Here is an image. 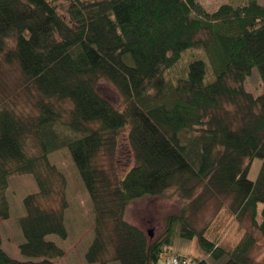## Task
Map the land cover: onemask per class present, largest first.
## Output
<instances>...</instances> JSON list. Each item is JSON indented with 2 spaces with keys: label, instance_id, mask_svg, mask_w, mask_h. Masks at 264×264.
<instances>
[{
  "label": "trees",
  "instance_id": "trees-1",
  "mask_svg": "<svg viewBox=\"0 0 264 264\" xmlns=\"http://www.w3.org/2000/svg\"><path fill=\"white\" fill-rule=\"evenodd\" d=\"M194 49L200 54L173 74ZM2 61L18 65L35 96L22 107L16 98H0V221L9 217L10 177L30 175L37 190L23 198L19 218L18 249L29 259L4 250L0 229V264H58L64 255L47 237L68 235L66 178L48 158L61 148L92 201L88 263L158 264L179 235L196 238L206 254L227 252V264H255L252 234L226 250L193 224L197 198L166 215L152 236L124 211L131 200L172 188L186 202L203 184L211 195H228L236 217L249 213L264 237V5L258 0L213 11L199 0H0V68ZM254 68L259 94L244 84ZM101 78L118 90L123 106L98 91ZM126 128L135 163L119 171ZM254 157L262 163L251 180Z\"/></svg>",
  "mask_w": 264,
  "mask_h": 264
},
{
  "label": "rangeland",
  "instance_id": "rangeland-1",
  "mask_svg": "<svg viewBox=\"0 0 264 264\" xmlns=\"http://www.w3.org/2000/svg\"><path fill=\"white\" fill-rule=\"evenodd\" d=\"M57 1L59 5L66 2V0ZM199 1L206 10L213 11L222 3L237 4L245 0ZM258 1L264 5V0ZM199 51L201 50L194 49L191 52H186L182 63L174 70L173 74H177V72L184 68V63L186 62L187 64L189 62L192 53L200 54ZM252 70V73L244 80L245 88L254 94H259L263 91V85L257 68ZM96 88L115 107L123 106V97L111 82L101 78ZM32 90L23 81L20 69L15 62L2 61L0 68V98L3 95L6 98H16L22 107V104L26 105V103H30L29 98L35 96ZM127 129L122 131L119 138L121 144L115 163L119 171L129 168L135 163L133 155L128 149L126 140ZM48 158L66 178V196L68 200V207L65 211V224L68 229L67 237L63 240L54 234L47 236L49 239L55 240L64 249V255L60 256L56 262L58 264H90L86 261L84 255L94 238L92 201L82 183L79 173H77L78 170L67 148L51 152ZM260 163H262L260 157L252 159L247 174L251 180L256 179L261 166ZM203 186V184H200L195 187L196 189L186 202L180 196V192L173 188L161 195H146L131 200L124 211V217L130 223L139 226L144 232L152 229V235H154L161 230L166 215L180 212L183 207L197 198L199 206L195 208L192 217V222L197 228L205 227L206 234L212 238H216L217 243L226 250L235 246L247 233L252 234L255 242L250 250V258L255 264H264V237H262V234L256 227H253L254 225L249 213L240 218L236 217L228 207L231 200L228 195H211L205 191ZM36 190L37 186L30 175H16L10 177L8 180L6 197L9 202V217L0 221L2 246L11 257L21 261L29 259L22 256L18 249L19 245L23 242V235L19 228V218L25 214L23 198ZM195 239L176 235L173 238L170 253L163 254L157 263L167 264L165 261L168 257L179 255L202 257L208 264H227V252L218 257L206 254L199 247ZM84 241H87V246L84 245ZM117 264L119 263L117 262Z\"/></svg>",
  "mask_w": 264,
  "mask_h": 264
},
{
  "label": "built area",
  "instance_id": "built-area-1",
  "mask_svg": "<svg viewBox=\"0 0 264 264\" xmlns=\"http://www.w3.org/2000/svg\"><path fill=\"white\" fill-rule=\"evenodd\" d=\"M167 264H192L190 258L178 256V255H171L165 261Z\"/></svg>",
  "mask_w": 264,
  "mask_h": 264
},
{
  "label": "crops",
  "instance_id": "crops-1",
  "mask_svg": "<svg viewBox=\"0 0 264 264\" xmlns=\"http://www.w3.org/2000/svg\"><path fill=\"white\" fill-rule=\"evenodd\" d=\"M68 230V229H67ZM63 240H65V239H63ZM90 240V239H89ZM88 240V241H89ZM55 241V240H54ZM84 245H86L87 246V241H84ZM86 249V248H85ZM84 253H85V251H83ZM84 253H83V255H84ZM109 264H117V262H112V263H109Z\"/></svg>",
  "mask_w": 264,
  "mask_h": 264
},
{
  "label": "water",
  "instance_id": "water-1",
  "mask_svg": "<svg viewBox=\"0 0 264 264\" xmlns=\"http://www.w3.org/2000/svg\"><path fill=\"white\" fill-rule=\"evenodd\" d=\"M147 232L149 233L150 236L153 234L152 229H149Z\"/></svg>",
  "mask_w": 264,
  "mask_h": 264
}]
</instances>
